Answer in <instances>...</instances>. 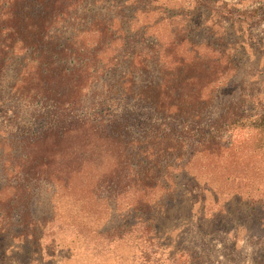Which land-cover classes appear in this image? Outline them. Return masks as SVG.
Segmentation results:
<instances>
[{
	"label": "rangeland",
	"instance_id": "374dc122",
	"mask_svg": "<svg viewBox=\"0 0 264 264\" xmlns=\"http://www.w3.org/2000/svg\"><path fill=\"white\" fill-rule=\"evenodd\" d=\"M125 5L121 22L132 42L129 52L156 55L159 63L127 75L126 60L119 56L118 69L93 81L68 113L59 103L27 101L14 93L22 54L0 70V187L7 180L5 167L24 153L29 140L71 118L114 122L109 129L139 155L129 153L122 168L127 179L119 185L65 188L37 180L29 209L40 226L35 233L0 239V252L10 245L0 264H264V149L248 153L255 129L234 127L264 116V0H126ZM184 38L194 42L189 54L209 51L221 59L201 125L227 147L218 154L186 150L175 161L188 160L187 172L168 169L169 189L157 190L159 202L145 210L135 205L141 193L136 170L147 163L152 168L153 160H174L170 151L149 150L146 141L163 122L172 127L179 122L132 94L157 81L161 65L175 66L168 52L186 55ZM173 40L182 41L177 51L171 49ZM125 78L132 92L125 90ZM237 145L240 150L232 151ZM114 184L117 188L110 187Z\"/></svg>",
	"mask_w": 264,
	"mask_h": 264
},
{
	"label": "trees",
	"instance_id": "16d2710c",
	"mask_svg": "<svg viewBox=\"0 0 264 264\" xmlns=\"http://www.w3.org/2000/svg\"><path fill=\"white\" fill-rule=\"evenodd\" d=\"M125 1L0 0V70L16 53L22 54L24 61L12 88L14 93L27 101L41 98L59 103L57 106L68 113L82 101L93 81L118 69L115 60L119 56L126 60L127 75L146 72L148 64H158L156 55L129 52L132 42L127 38L128 28L124 30L121 22L126 19L122 11ZM171 20H175V16ZM81 25L87 27L82 30ZM63 27L72 30L60 32ZM176 41L171 44L174 51L182 43ZM184 41L189 45L186 55L170 57L168 52L167 60L175 66L161 65L164 70L160 78L132 94L148 102L155 111L174 116L179 122V127L163 122L160 131L146 141L149 150H156L157 154L170 151L168 158L173 156L174 160L163 163L153 160L156 164L152 168L147 163L146 167L136 170V175L140 176L137 188L141 193L135 205L145 210L158 201L157 190L169 189L165 180L170 176L168 169L187 172L188 160L175 161L180 160L186 150L196 148L201 154H218L227 147L201 125V112L220 79L218 61L221 59L209 51L204 55L196 51L189 54L194 42L186 38ZM124 84L127 92L133 91L126 78ZM67 122L57 129L50 128L45 136L29 140L24 153L5 167L8 176L0 187V239L13 240L27 230L35 233L39 228L38 220L29 209L30 191L39 179L65 188L106 181L119 185L126 181L123 164L129 153L134 157L139 155L130 151L135 148L121 133L109 129L114 122L94 124L77 118ZM236 126L255 129L248 149L255 146L248 153L264 149V116ZM241 147L244 148L245 143ZM235 150H240L238 145L232 147V151ZM115 184L110 187L117 188ZM9 247L0 252V261Z\"/></svg>",
	"mask_w": 264,
	"mask_h": 264
}]
</instances>
